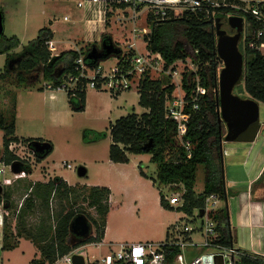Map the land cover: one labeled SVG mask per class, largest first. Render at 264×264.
<instances>
[{"label":"rangeland","instance_id":"rangeland-1","mask_svg":"<svg viewBox=\"0 0 264 264\" xmlns=\"http://www.w3.org/2000/svg\"><path fill=\"white\" fill-rule=\"evenodd\" d=\"M80 1L82 0H0V10L4 12V34L2 37L8 39L17 38L20 41V45L13 52H21L38 39L41 30L51 27V30L57 32L54 40L62 43L61 48L64 51L77 50L81 46H83V53L91 50L93 46L101 50L102 37L97 43L85 41L88 38L84 28L85 25L78 24L75 26L73 22H64V17L66 16H69L72 21L82 16L83 10L77 8V3ZM215 1L220 4L230 5L237 3L248 7V4H242L237 0ZM226 22L223 24L222 29L226 30L229 35H233L232 28ZM140 27L147 34H150V26L141 24ZM73 30H77V32L75 33ZM182 30V26H174L172 31L174 42L183 40ZM103 34H109L114 46L124 52H126V43L130 42V40L133 41L136 35L133 33L132 25L124 19L119 22L114 16L107 22ZM147 36L149 35H142L141 41L137 42L139 49L144 47L143 40ZM245 46L244 41L239 43V48H245ZM59 52L61 53V51ZM6 60V54L0 55V73L4 74L6 78L0 83V114H3L8 122L18 115L20 120L19 135L24 134L26 136L25 128L22 130L23 123L26 125L29 120H36L39 124L42 122L44 140L50 142L54 150L45 159L43 165L38 166V169L41 168L42 170L43 167H49L50 171L57 177L66 176L73 185L110 187L113 190V206L108 217L110 239L118 244L157 243L167 240V233L171 232L172 227H179L178 229L180 230H183L185 225L200 228L202 223L200 219L196 222H191V218L177 211H162L158 198L162 194L163 196L167 195L168 199H171L176 192L172 191V187H166L168 189H165L162 186L153 185V181L157 178L158 168L152 162L151 155H129V164L125 166L110 165L111 125L120 117L130 114L141 116L146 112L138 104V89L124 92L118 97H112L113 95L109 92L87 88L88 101L86 110L79 113L71 112L68 107L64 106V98L62 104L56 105L53 111L54 116H57L60 122L59 124H52L48 121L51 112L45 109V102L40 94L43 81L34 86L23 87L16 82L14 74H10L5 70ZM117 62V56H112L103 63V67L109 72L116 67ZM176 68L182 74L185 69L196 72L198 66L188 60L182 64L177 63ZM39 73L41 74L40 79H42V69H40ZM166 79L165 77H153V81L162 80L164 86H169L172 81ZM177 86V90L180 89V77L177 80ZM242 88L243 83L236 86L234 94L241 99H246L247 96L241 91ZM209 92L211 94V90ZM175 93V96L180 95V90ZM109 112H111V116L108 118ZM259 116L260 124L262 125L264 124V104L261 103L259 104ZM262 130V136L260 139L257 138L259 141L256 142L257 147L251 157L252 159L257 155L256 153L264 155V148L262 150L264 146V129ZM222 131H224V125H222ZM85 132L89 134L87 140L94 139L95 136L92 132L105 134L107 139L100 140L98 143H89L84 138ZM3 138L4 132L0 131V150L3 148ZM23 143L24 146L22 147L13 144L12 152L21 160L25 159L26 161L34 162L35 156L28 149L27 143ZM240 144L242 143L224 142L223 152L230 151L229 149L233 146H241ZM244 146L249 149V146L252 148L253 144L249 143ZM244 153V155L242 154L243 157L247 158L245 155L248 151ZM223 156V169L226 178L228 175H233L231 172L232 168L229 165L230 157L233 155H229V157L228 155ZM67 166H70V168ZM0 167L5 168V174L0 177V182H2L5 177L11 175V170L2 162H0ZM80 167L87 169V178H79L78 169ZM140 170L149 177V180L141 177ZM235 173L240 174L241 171L238 169ZM204 186V167L199 166L194 188L196 195L204 192ZM173 188L183 191L181 186ZM85 193L82 192L81 187L77 188L76 194L70 195L68 200L59 199L57 195L52 194L47 202H33L34 207L31 211L27 209L24 201L28 200V196L33 194L28 193L26 196H16L12 211L9 212L6 221L4 241L7 247L12 244L17 245L22 241L23 243L15 249H2L0 247V264H34L35 262H43L38 243L43 239L48 241L54 236L61 215L72 209H87L88 212L86 214L96 217L95 211L88 210L87 205L82 203L84 199L82 195ZM179 195H182L181 192H179ZM230 206L231 202L228 203V207ZM228 212H230L229 208ZM94 232L95 228L93 227V234ZM261 237L263 238H256L255 241L257 252L264 251V233ZM191 238L195 243L201 241L200 235L196 233L192 234ZM247 241L249 242L248 238ZM190 249L192 248H187L185 252L187 254L186 264H201L200 255L207 252V250L200 246ZM85 253L86 257L90 259L98 258L105 253V249L88 247ZM175 264L184 263L177 260Z\"/></svg>","mask_w":264,"mask_h":264},{"label":"trees","instance_id":"trees-1","mask_svg":"<svg viewBox=\"0 0 264 264\" xmlns=\"http://www.w3.org/2000/svg\"><path fill=\"white\" fill-rule=\"evenodd\" d=\"M216 16L220 18L237 16L244 19L246 33L239 37V43L244 41L246 44L245 48H239L244 57V80L241 91L246 94V99L264 104V56L247 47V44L254 38L258 25L243 12L224 7L212 10L209 14L184 15L181 18L164 22L150 21L149 24L151 33L146 37L149 42L148 49L162 55L167 69L179 61L186 62L188 60L198 66L196 72L185 69L180 75L185 101L183 113L188 116L185 122L184 136L179 137L178 122L176 118L168 114L167 109V102L172 100L176 90L175 84L164 86L162 80L153 81L149 76L141 81L138 89L139 106L149 112L141 116L130 114L120 118L112 125L110 132L112 140L109 150L110 161L115 164H127L129 163L127 154L151 155L152 162L158 168L157 178L153 183L159 187H172V191H175L176 194L181 192L182 206L179 211L187 216H193L196 210L201 213L205 209V200L210 195H217L222 202L227 196V183L222 174L215 97V74L218 75V72L222 70L223 62L216 52L219 35L213 36L209 23ZM176 25L183 27V40L174 42L172 31ZM2 38H0V55L8 54L20 45V41L15 37L4 38V40ZM52 39L53 33L50 30H41L38 39L30 46L34 53L23 63V69L32 75L29 77L30 80H36L33 72L38 65H41L42 80L51 84L52 89L57 90L62 87L67 76L75 75V61L80 56L84 55V62L88 67L92 68L96 63L86 59L91 50L85 53L82 50L80 52L70 50L62 52L50 65L53 58L47 44ZM110 39L112 38L109 34L102 35V42H109ZM117 58L119 61L117 72H128L130 67L124 62L121 53ZM5 79V75L0 74V82ZM28 80L21 79L18 84L25 85ZM87 83V80H81L72 92H68L69 104L75 113L85 110ZM198 86L200 91L199 95H196ZM195 99L197 100L195 101ZM196 105L197 109L194 108ZM15 130V120L8 122L4 115L0 114V131L4 132L3 162L6 166L19 160L9 149L12 143L19 141L15 136ZM87 133L85 132L84 138L89 143L107 137L105 134L92 132L95 136L94 139L87 140L89 135ZM31 142V140L26 141L27 147ZM36 159L39 161L42 157L37 156ZM22 163L24 171H27L28 162L22 161ZM199 166L204 167L205 186L204 192L196 195L194 188ZM141 175L146 177L142 172ZM48 186L50 193L54 192L59 198L67 200L70 198L69 195L75 192V188L69 187L60 179L50 182ZM176 186H181L183 191L175 190L176 188L173 187ZM82 192H86L82 195L84 198L82 203L87 205L88 210H94L96 217L86 214L87 209H72L61 215L54 236L48 241L44 239L38 243L43 262L34 264H54L58 258L67 255L74 248L100 243L103 240L107 216L110 212L111 193L107 188L98 187L84 188ZM8 200L5 195L2 202L7 204ZM160 203L162 208L169 209V203L162 194ZM80 214L88 218L95 228V234L86 240L75 239L72 241L70 224ZM228 215L226 207L208 213V218L217 223L218 239L215 244L223 248H231L234 244ZM239 251L242 254L238 258V264H264V258L247 251ZM180 254L179 247L167 248L165 264H175L176 258Z\"/></svg>","mask_w":264,"mask_h":264},{"label":"built area","instance_id":"built-area-1","mask_svg":"<svg viewBox=\"0 0 264 264\" xmlns=\"http://www.w3.org/2000/svg\"><path fill=\"white\" fill-rule=\"evenodd\" d=\"M242 4H248L245 7L241 4H220L215 0H82L77 3V8L83 10L89 15L88 23L90 30L104 33V29L109 19L114 16L117 21L126 20L133 26V33L136 34L133 41L126 43V52L121 51V57L124 62L130 67L126 73L114 71L106 72L102 61L97 62L94 67H88L84 62V55L80 56L75 61V75L67 76L64 84L60 89L72 92L77 83L81 80H87V88L99 91H106L112 95L120 94L129 91L133 88L139 89L141 81L149 76L165 77L176 83L175 92L180 90V95L174 96L172 100L167 102L168 114L176 118L178 122L179 137L182 138L185 134V122L188 116L184 115L183 109L185 106L184 92L182 88L177 90V80L181 73L176 68L177 63L170 68H166L165 61L160 53H154L148 49L149 42L146 38L143 40L144 47L139 49L137 42L141 41L142 35H150L140 27L141 24L148 25L150 21L164 22L174 18L209 14L212 10L219 8L230 7L243 12L251 17L255 24L258 25V30L254 34V38L247 44V47L264 56V0H237ZM225 2V1H224ZM65 22H70V17H64ZM151 33V32H150ZM47 89H52V85L46 83ZM199 86L196 95H199ZM183 92V93H182ZM197 99H195L196 101ZM195 109L198 108L196 105ZM264 128V124H260V130ZM259 130V132H260ZM258 132V134H259ZM257 134V135H258ZM228 155L227 151L223 152ZM70 168V166H67ZM3 175V170L0 169V177ZM15 179L26 177V172L15 175ZM12 180L4 179L0 182L1 186L11 185ZM170 204L182 206V197L179 194L169 199ZM221 200L217 195H210L205 200V212L202 217L200 228L185 226L174 240L165 242H145L137 244L121 243L116 248L110 250L107 254L101 255L98 258L86 257L84 246L74 248L67 255L60 257L54 264H74L73 257L79 256L84 259V264H165L166 249L169 247H179L181 254L176 258V261H181L186 264L184 254L187 247H193L196 244L191 240V235L196 233L203 237L202 245L211 250L212 255H222L224 264H237L239 256L242 254L234 247L223 248L215 244L218 239L217 223L208 218V213L218 208ZM255 256L264 258L263 255L253 252ZM234 260H231V257ZM201 261V258H200Z\"/></svg>","mask_w":264,"mask_h":264},{"label":"crops","instance_id":"crops-1","mask_svg":"<svg viewBox=\"0 0 264 264\" xmlns=\"http://www.w3.org/2000/svg\"><path fill=\"white\" fill-rule=\"evenodd\" d=\"M89 18H90L89 15L83 11L82 16H80L79 18H77L73 21L70 18V22H73L75 24V26H77L78 24L85 25L84 26L85 32L88 36V38L85 41L97 43L98 41H100V38L102 37L103 33L97 32L96 30H90L91 28L89 27L88 23H86V21L89 20ZM70 22H66V23H70ZM50 24H52V22H50ZM47 30H50L53 33V39L50 42H48V44H47L48 49L52 54V57L59 56L62 52H66V50L64 51L61 48L62 43L54 40L57 32L54 30H51V27ZM73 31L75 33L77 32V30H73ZM82 47L83 46H81L80 49H77L75 51L80 52L83 49ZM59 51H61V53ZM8 54H6L7 57H8ZM106 61H102V65ZM118 63H119V61L117 62L116 67L114 69L112 68L110 71H114L117 68ZM104 69H105V67H104ZM105 71H106V69H105ZM40 77L36 80H32V79L30 80L29 79L26 82V84L22 85V86L23 87L24 86L25 87L34 86L37 83H40L41 81H43L42 79H40ZM30 82H33V83H30ZM134 89H137V88H133L129 91H132ZM40 90H41L40 94H41V96L45 102L44 107L47 111L51 112L50 118L48 119V121L50 123L59 124L60 120L57 116H54L53 111L55 110L56 105L62 104L64 98H65L64 106L68 107L70 109V111L73 112L71 110V107L69 104L68 91L63 90V89H57V90L47 89L46 82H44V81H43V85L41 86ZM126 92H128V91H126ZM120 94H122V93H120ZM120 94L113 95L112 97H115V96L118 97V96H120ZM139 99H140V95L138 92V104H139ZM5 100L7 101L6 97H5ZM87 101H88V96H87V92H86V106H87ZM86 106H85V110H86ZM142 109H144V108H142ZM144 110L146 111L145 113L149 112L147 109H144ZM110 116H111V112H109L108 118ZM124 117H126V116H124ZM120 118H122V117H120ZM14 120L16 123V130H15L16 134H15V136L18 138L19 142L18 143H12L10 145V148L12 150L10 148L9 149L11 152L13 151V148H12L14 146L13 144L19 145L20 147H22V146H24L23 142L30 141V140L31 141L41 140L42 142H48V141L44 140L45 139V137H44V126L42 125V122H40V124H39L38 121H36V120H29L26 122V125H25V123H23L22 130L25 128V131H26V136H25L24 134H21V135L18 134L19 133V127H20V125H19L20 120H19L18 115H16L14 117ZM112 125H111V128H112ZM261 131H263V130L262 129L260 130L255 141L252 142V144H253L252 148H251V146H249L250 148L248 149L244 146V145H246V143L245 144L242 143V144H240L241 146L236 145V146H233L232 148L229 149L230 151H228V157H229V155L230 156L233 155L230 157V160H229V165L232 168L231 172L233 173V175H228V177H226L225 180L227 183L228 203L231 202V206L229 207L230 212H228V214H229L228 216H229V223H230L231 230L233 232V237H234L233 247L237 250L247 251V252H250L251 254L253 252H256V253H259V254L264 256V251H262L263 253L257 252L255 249L256 248V242H255L256 238L257 239L263 238V237H261V235L264 233V155H261V153H256L257 155H255L253 159L251 158L252 155L255 153V150L257 147L256 142L259 141L260 137L262 136ZM263 136H264V134H263ZM257 138H259V139L257 140ZM105 139H107V137ZM98 142L99 141L90 142V143H98ZM48 143H50V142H48ZM263 148H264V146L262 147V150H263ZM53 150L54 149L52 146V149H51V152L49 153V155L53 152ZM245 151H248V153H246V155H245V156H247V158L243 157V155L245 154L244 153ZM12 154H14V153L12 152ZM129 155H132V154H127V156H129ZM48 156L42 157V159H40L39 161H37L36 157H34V162L27 161L29 164V167H28L27 171H25L26 177H24V178L15 179L12 172H11L10 176L5 177V179L12 180V183H11V185L2 186L3 187V194L0 196V233H1L0 247L2 249H13V248L15 249L16 247H18L19 245H21L23 243V241H22L21 243H19L17 245L12 244V245H10V247H7L5 244V241H4V239H5L4 230H5V225L7 223L6 221L8 219L9 212L12 211V205H13V202H14V199L16 198V196L21 197L22 195L26 196L28 193L33 194V195L28 196V200L24 201L25 205L27 206V209L29 211H31L32 208L34 207L33 202H40V201H42L43 203L45 201L47 202L49 196L52 194H55L54 192L50 193V188H49L48 184L52 181H55L56 179H60L61 181L66 183L71 188H75V192H73L72 194H76L77 188H80V187H81L82 191L84 188H93V187H88L87 185H81V184L73 185V184H71L70 180L66 176L57 177L54 173H52L50 171L49 167H47V168L43 167L42 170H41V168L38 169V166L43 165L45 159ZM18 159H19L18 161H21V162L26 161L23 158H22L23 160H21V158H18ZM128 159H129V157H128ZM0 162H2L4 164V162H3V148H2V150H0ZM109 162H110V165H112V166H115V165L125 166V165L130 163V159H129V163H127V164H115V163L111 162L110 159H109ZM7 167L10 168V166H7ZM0 169L3 170V175H4L5 174V168L0 167ZM238 169L241 171L240 174L235 173ZM141 172L146 177H143L141 175ZM140 175L143 179L149 180V177L141 170H140ZM87 176H88V171H87L86 176L82 177V178H87ZM79 178H81V177H79ZM153 185H155V184L153 183ZM95 187H97V186H95ZM98 188H107L111 193L110 199H109L110 212L107 216L105 235H104L103 240L100 243H92V244L84 245V250L86 251V249L88 247H93V248H97V249H105V253L102 254V255H105L110 250L116 248V246L118 244V243H116V241L109 238V229H108V217L111 213L114 197H113V190L110 187H98ZM163 188L168 189L166 187H163ZM5 195L9 199L7 204L2 202V199L4 198ZM70 195H69V197H70ZM164 196L168 201L169 200L168 196L167 195H164ZM61 199H65V198H61ZM158 201L160 203V198H158ZM235 202H236V204H235ZM168 203H169V209L168 210H165L164 208H162L161 203H160V207L162 208V211H177L178 213H182L179 211V208L181 207L180 205H172V204H170L169 201H168ZM222 207H225V204H224V202L221 201V203L219 204V206L216 210H219ZM182 214L187 216L184 213H182ZM199 215H200V217H199ZM187 217L192 219L191 222H196L197 220L202 219L201 213H199V211H197V210L194 211L193 216H187ZM90 224H91V222H90ZM185 226H188V225H185ZM178 228L172 227L171 232L167 233L168 238L166 241L174 240L180 233H182L183 230H180ZM94 234H95V232H94ZM94 234H93V225H92L91 236H94ZM200 237H201V241L198 243L194 242L196 245L191 247V248L193 249V248L200 246V247L204 248L205 250H207V252H204L200 255V258H201L203 255L210 253L211 250L202 245L203 237L201 235H200ZM247 238L249 239V242L247 241ZM71 239H73L72 241H74L75 239H78V238L72 236ZM191 240H192V238H191ZM125 244H128V243H125ZM243 247H245V248L243 249ZM187 248H190V247H187ZM187 248H186V250H187ZM192 249H190V250H192ZM184 255H185L184 259L186 262L187 254H184ZM41 258H42V256H41Z\"/></svg>","mask_w":264,"mask_h":264},{"label":"water","instance_id":"water-1","mask_svg":"<svg viewBox=\"0 0 264 264\" xmlns=\"http://www.w3.org/2000/svg\"><path fill=\"white\" fill-rule=\"evenodd\" d=\"M220 21H216L217 26L214 27V19L209 21L213 36L215 29L219 35L216 52L223 62V68L220 73L215 74L216 88V106L217 118L219 124V140H220V154L222 163V174L225 181L223 169V143H252L255 141L260 130V116L259 104L252 99H241L234 94L236 86L243 83L244 80V57L239 49V37L246 33L245 21L243 18L232 16L228 18V25L238 31V36H228L226 32L219 31L222 28ZM4 34V15L0 10V38ZM214 38V37H213ZM34 52L32 51V54ZM120 49L114 46L113 40L109 42L103 41L101 43V50L96 47L92 48L87 54L86 59L94 63L106 61L112 56L120 55ZM52 57L50 65L55 58ZM224 125V131H222ZM225 138V141H223ZM28 149L37 157L48 156L51 152L52 146L48 142L32 141L28 144ZM24 164L21 161H14L10 165V170L13 174L18 175L25 172ZM87 170L84 167L78 169V176L85 177ZM3 194V187L0 185V196ZM225 207L228 211V198L225 196ZM205 212H201V217H204ZM70 233L73 237L81 240H86L91 236L92 225L85 215H77L70 224ZM234 260V257H231ZM74 264H84V259L79 256L73 257ZM201 264H224V257L222 255H212L207 253L201 257Z\"/></svg>","mask_w":264,"mask_h":264},{"label":"flooded vegetation","instance_id":"flooded-vegetation-1","mask_svg":"<svg viewBox=\"0 0 264 264\" xmlns=\"http://www.w3.org/2000/svg\"><path fill=\"white\" fill-rule=\"evenodd\" d=\"M232 16H227L225 18H220L218 16L214 17V27L216 28L217 26V23L216 21H220L219 23L222 24V27H223V24L226 22L227 20V24H228V18H230ZM212 28V27H211ZM215 34H217V30L215 29ZM219 31H222V32H226V34L228 36H238V31L237 30H234L232 29V34L233 35H229L227 33L226 30H223L221 28V30ZM32 49L30 46H27L25 49H23L21 52H13L11 51L9 54H8V57H7V60H6V64H5V70L8 71L10 74H14L15 75V78H16V82H19V80L23 79V80H28L29 77H31L32 75L29 74L28 72H26L24 69H23V63L30 57H32ZM40 69H42V66L41 65H38L33 72V74L35 75L36 79H38L41 74L39 73ZM43 72V70H42ZM2 82V81H1ZM0 82V83H1ZM37 141H41V140H37ZM42 142V141H41Z\"/></svg>","mask_w":264,"mask_h":264}]
</instances>
